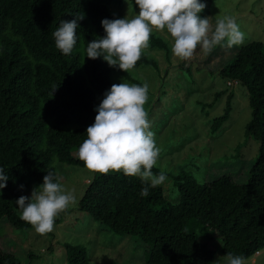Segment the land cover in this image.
<instances>
[{
  "label": "trees",
  "instance_id": "1",
  "mask_svg": "<svg viewBox=\"0 0 264 264\" xmlns=\"http://www.w3.org/2000/svg\"><path fill=\"white\" fill-rule=\"evenodd\" d=\"M214 1L204 0L209 6ZM126 3L127 0H0V166L9 177L7 186L0 191V264H24L16 252L3 247L16 239L2 234V220L22 233L30 231L33 227L20 219L16 199L41 184L51 169L59 176L65 173L61 171L65 164L84 166L77 156L78 146L86 139V128L95 119L94 107L106 89L122 81L143 84L135 74L141 67H152L159 74L160 100L169 94V86L177 92L176 86L182 85L175 81L181 75L186 77L185 85L188 78L196 84L194 70L189 66H180L183 69L175 72L179 75L175 81L170 79L173 72L162 74L158 60L146 49L127 72L110 67L102 57L86 56L88 41L104 35L101 20L122 18L118 10ZM129 6L138 8L133 0H129ZM82 15L77 44L64 55L56 49L52 32L61 19ZM169 40L154 30L149 47L164 50L169 58ZM223 55V66L208 71L245 87L252 109L246 132L260 145L254 159L239 154L218 159H251L248 180L238 183L225 174L210 181L208 167L202 170L200 165L205 147L197 145L189 147L188 159L175 168L158 164L152 169L154 173L164 170L169 179L166 187L163 184L151 188L146 197L139 195L143 185L137 177L122 171H96L78 202L77 208L88 212L102 229L118 234L120 239L128 236L129 245L141 248L147 264H212L217 251L242 255L245 261L264 248V43L251 40L219 54ZM231 87H226L228 94L227 89L218 90L211 102L196 101L209 114L207 107L213 108L227 94L221 115L212 119L204 114L209 118L205 121L209 125L206 133L201 127L198 130L193 119L200 136L216 134L228 120L235 96ZM185 95L188 96L186 90ZM179 102L184 108L183 99L177 98L169 113L176 110ZM149 104L147 100L144 108ZM154 133L157 144L160 133ZM181 134L186 141L196 137L195 133ZM170 146L161 147L160 154ZM176 191L179 195L170 198ZM214 240L218 242L215 248ZM62 246L68 264H90L83 244L65 242Z\"/></svg>",
  "mask_w": 264,
  "mask_h": 264
},
{
  "label": "rangeland",
  "instance_id": "2",
  "mask_svg": "<svg viewBox=\"0 0 264 264\" xmlns=\"http://www.w3.org/2000/svg\"><path fill=\"white\" fill-rule=\"evenodd\" d=\"M206 5L200 15L208 16L210 25L213 28L217 17L225 14L232 15L240 29L245 33L244 44L251 40L264 43V0H216L210 6L209 4ZM118 11L123 18L127 13L131 16L139 9H132L126 3ZM157 32L164 37L167 36L165 32ZM146 50L158 60L162 74L167 71L173 72L174 77H171V80L178 79L179 75L175 72L179 70L180 73L183 69L180 66L191 67L194 70V77L192 78L196 80L195 84L191 78H188L185 85L184 80L186 77L181 75L180 79L175 81L182 85L176 86L177 92L169 86V94L160 100V77L157 71L152 67H141L135 71L136 76L143 83L147 82L149 85L148 100H150V104L145 110L147 114L151 112V117H148L150 128L154 132L160 133L157 146L163 148V146L166 147L171 144L170 148L165 149V152L159 156L158 164L160 167L167 165L169 168H175L177 163H182L188 159L187 153L190 146L200 145L198 147L200 149L203 146L205 147L204 158H201L204 161L199 159V161H202L200 163L202 165L201 169L203 170L205 166L208 167L210 181L228 174L238 183L246 182L250 176L251 159L258 155L260 145L258 140L249 136L246 132L247 124L252 117L248 94L242 84L228 85V80L208 71V69L216 71V69L223 66L225 55L219 56V54L229 51L230 48L218 45L210 52H205L198 46L194 51V55L186 61L173 56L172 52L168 58L164 50L150 49V47ZM225 54L227 56L229 53ZM229 60L230 58L227 61ZM200 67H203V70H198ZM227 86H232L231 90L235 92L232 103L233 109L228 120L216 134L210 133V136H200L198 134L200 127L201 130H206L205 133L209 128V125L205 122L208 117L205 115L213 119L223 113L226 96L229 92ZM225 89L228 91L223 96V100L219 99L212 105L213 108L207 107L209 114L202 111L200 104L199 106L196 105L197 100L211 102L218 90ZM185 90L188 96L185 95ZM188 97L189 99L185 105L186 101L184 100ZM177 98L183 99L184 108L181 106L182 103L179 102V105L175 106L176 110L169 113L172 111L174 101ZM193 119L198 130L194 127ZM181 131L183 133H195L196 137L186 141L182 137ZM170 150L172 152L169 154ZM235 154L251 159L229 162L218 159L234 156ZM61 171L65 173L59 175L60 180L67 189L74 190L75 203L58 214L56 219H59V221L55 219L53 230L45 234L37 233L34 228L22 233L3 219L2 234L6 236L9 234L10 237L16 239L10 243L9 247L4 245L5 250L16 252L24 264H68L66 250L62 244L72 242L83 244L87 248L90 264H147L143 254H141V248L135 249L129 245L130 238L128 236L120 239L118 234L102 229L100 223L94 220L88 212L77 208L87 183L90 182L96 171L87 169L85 166L68 164H65ZM166 185L165 182L164 186L166 187ZM36 186L38 184L33 188ZM32 190L28 192L29 196ZM218 236V234H215V237ZM50 246L51 249H49ZM216 246H218V242L214 240L212 247L215 248ZM31 252L34 255L31 256ZM220 255L223 254L217 251L215 260ZM244 264H264V248L256 253L254 257L245 260Z\"/></svg>",
  "mask_w": 264,
  "mask_h": 264
},
{
  "label": "clouds",
  "instance_id": "3",
  "mask_svg": "<svg viewBox=\"0 0 264 264\" xmlns=\"http://www.w3.org/2000/svg\"><path fill=\"white\" fill-rule=\"evenodd\" d=\"M133 3L139 8L133 15L101 20L104 35L88 41V58L102 57L110 67L127 72L149 47L154 30L166 31L173 56L183 61L190 59L198 46L210 52L218 45L231 48L245 42V33L232 15L217 17L214 28L208 16L200 15L207 6L204 0H133ZM83 18L84 15L61 19L52 32L55 47L62 54H70L77 44V28ZM234 84V80H228V85ZM148 92L147 82L112 84L94 107V122L86 128V139L77 150L78 159L87 169L105 174L110 170L122 171L126 176L137 177L143 185L139 193L142 197L169 179L162 169L152 171L158 167L160 148L144 108ZM8 179L0 166V191L7 186ZM59 181L60 177L51 169L30 196L21 195L15 201L20 219L39 234L51 232L58 214L75 203L74 190ZM19 187L23 189L24 185ZM178 195V191L172 192L170 198ZM212 264H244V257L227 252Z\"/></svg>",
  "mask_w": 264,
  "mask_h": 264
}]
</instances>
